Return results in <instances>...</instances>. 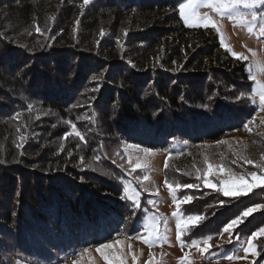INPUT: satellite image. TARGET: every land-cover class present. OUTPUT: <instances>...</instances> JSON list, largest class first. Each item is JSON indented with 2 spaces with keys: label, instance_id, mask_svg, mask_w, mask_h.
Masks as SVG:
<instances>
[{
  "label": "trees",
  "instance_id": "1",
  "mask_svg": "<svg viewBox=\"0 0 264 264\" xmlns=\"http://www.w3.org/2000/svg\"><path fill=\"white\" fill-rule=\"evenodd\" d=\"M183 1L0 0V264L134 239L146 195L139 208L122 199L123 142L166 151L163 174L175 186L201 158L196 147L257 121L247 62L222 49L214 29L185 27ZM72 125L84 140L66 136ZM254 143L264 156V134ZM223 148V165L256 164ZM197 185L176 189L180 201L194 197L183 216L203 217L187 241L220 235L264 205V187L225 197ZM261 228L264 209L231 236ZM254 244L263 260L264 237Z\"/></svg>",
  "mask_w": 264,
  "mask_h": 264
},
{
  "label": "rangeland",
  "instance_id": "2",
  "mask_svg": "<svg viewBox=\"0 0 264 264\" xmlns=\"http://www.w3.org/2000/svg\"><path fill=\"white\" fill-rule=\"evenodd\" d=\"M186 2L187 0H184L182 3ZM240 11L245 13L247 16V19L249 20L248 24H241L238 20L229 19L227 15L220 17L211 8L203 5L198 8V12L201 16L208 13L214 20L219 21L224 43L228 45L232 51L241 53L247 57V60L244 61L247 62L246 71L248 76V67L251 65L253 74L256 76L257 80L264 82V72H260L258 70L260 67H264V37L259 35L258 30L260 17H264V7L254 10L257 13V20L255 21H252L250 15H248L252 10L241 8ZM178 16L181 23L187 28H204L186 26L179 14V7ZM248 27H254L256 28V31L249 34L247 31ZM217 35L220 47L226 50L221 46V34L217 33ZM227 52L231 57H233L229 51ZM251 81L253 83V87L255 85V81ZM250 98L251 103L257 112V121L252 122L249 125L251 131H248V133L244 131H237L227 134L219 139V141H225L226 143H205L196 147L198 148L197 152L201 153V158L195 162L193 167H188V170H185V173H183L184 175H182L183 178H178L179 181L184 184L200 183L203 187L202 189L214 194L218 193L222 195V193L217 192L215 188L205 187L203 179H197L198 175L202 177L203 172L208 168V164H212L213 166L209 179L214 185H216V187H220L221 180H227L229 178L228 169H231L237 175H244L249 183L252 181L248 173L256 171L258 175L264 174L260 171V169L255 167V164H251V167L248 166L247 168H243L244 166L239 164L238 166L223 165V155L218 153L222 147H224L223 150H226L227 148L233 153L243 152L248 155H253L255 157L256 164L264 163V161H261V155L255 152L256 145L254 143L257 135L264 134V123H261V120L264 119V111H261L258 108V96H251ZM118 148L119 149L115 153V156L118 161L126 166L130 176V180H125L123 182L122 196L134 206L133 201L127 197H136L140 205L142 201V193L146 195L144 198L145 207L143 210H146V213L142 219L141 230L137 236L143 232V223L147 222L151 224L158 219L159 230L163 235H166L167 240L164 242H157L149 247L142 239H136L137 236L134 239H128L122 236L115 237L114 239L103 243H112V248L102 249L103 254L107 255L109 260L113 261V264H119V261L114 259L116 256L121 257L124 260V264H134L132 259L133 255L136 257L135 264H146V262L150 259H152V264H179L181 258L184 257L185 254H187V260L184 261V264H189V262L190 264H264V259H259L258 254H245L243 249L247 247V240L249 237H232V233L222 231L220 235L193 239L201 242L200 247L204 246L202 243L203 240H209L210 247L208 248V251L203 254L199 252L198 248L191 247L193 240H185V234L188 231L183 233L181 240L178 241L176 238V224L180 217H174L172 214L173 212L179 211L183 216V213L182 206H180V209L178 210L176 204L174 203V198L178 200L176 190L170 194L168 188L165 186L163 169L165 168V161L167 160V152L162 149H151V153L146 154L143 152L145 147L130 142H123ZM205 160H207V163H205ZM137 164H140L141 167L136 168L135 166ZM221 168H223V171H221ZM145 176L148 177L147 180L143 179ZM193 177L196 178L194 179ZM170 181L174 185L175 181L172 179ZM132 182L139 183L140 190L136 189ZM125 188L128 189L127 192H125ZM181 189L185 192L190 190L184 188ZM137 193L139 194L138 197ZM149 201H154L155 203H149ZM263 209L264 208H260L257 210L260 211ZM183 217L186 218L187 216ZM189 227L192 228L191 226ZM143 234L145 236L147 235L146 233ZM117 240L122 243L116 244L115 242ZM129 245H131V248H129ZM98 246L99 245L86 249H79L78 251L73 249L63 250L58 254H55L53 259L44 261L37 258L20 256L19 260H14L12 264H73L74 261H76L77 264H108V262L103 259L101 253L96 251ZM228 257H233V259H228ZM236 257H239V259Z\"/></svg>",
  "mask_w": 264,
  "mask_h": 264
},
{
  "label": "snow or ice",
  "instance_id": "3",
  "mask_svg": "<svg viewBox=\"0 0 264 264\" xmlns=\"http://www.w3.org/2000/svg\"><path fill=\"white\" fill-rule=\"evenodd\" d=\"M88 3H89V0H83V4L81 5V7L87 5ZM201 5L211 8L220 17H224L225 15H227L229 19L238 20L241 24H248L249 20L247 19V16L245 15V13H242L240 9L243 8L247 10H252L249 12L248 15H250L252 21H255L257 20V13L254 10L260 7H264V0H187L186 3H180L179 5V14L186 26L204 27V28L211 27L218 34H221V46L224 47L226 51H229L231 55L238 60L239 59L247 60L246 56H244L241 53H236L232 51L231 48L224 43L219 21L214 20L212 16H210L208 13H205L203 16L199 14L198 8ZM36 30L39 31V28H37ZM258 30H259V35L261 37H264V17H260V24L258 25ZM247 31L249 34H252L254 31H256V28L248 27ZM101 35H103V31H101ZM258 70L260 72H264V67H260ZM248 71H249V80L255 81V85L251 89V96L252 97L258 96L259 98L258 108L259 110L264 111V82L257 80L256 76L253 74L251 65H249ZM93 79H96V77H93ZM241 96L243 97L244 94L242 93ZM239 98L240 97H238V99ZM254 120H255V117H253V121ZM253 121H249L248 123H245L244 129L251 131V129L249 128V124L252 123ZM67 123H70V122H67ZM261 123H264V119L261 120ZM72 129H73V132L66 134V136L74 134L78 136L81 140H84V137L80 134L79 131L76 130L75 125H72ZM19 139L23 140L24 137L21 136L19 137ZM217 143L219 144V143H226V142L217 141ZM151 151H152L151 149H147V148L143 149V152L146 154L151 153ZM261 161H264V156H261ZM245 162L248 164H254V161L251 159H246ZM205 163H207V160H205ZM233 163H235V161H233ZM135 167L140 168L141 165L137 164ZM165 167L166 168L168 167L167 160L165 161ZM255 167L257 169H260V171L264 173V163L255 164ZM212 168H213L212 164H208V168L206 171L203 172L202 177L198 175L197 179H203V183L205 187L215 188L217 192L222 193V195L225 197H239V196L248 194L249 192H251L253 189L257 187H264V174L258 175L256 171H252L248 173L252 181L251 183H249L244 175H237L231 169H228L229 178L227 180H221L220 187H216V185H214L209 179V175L212 172ZM221 171H223V168H221ZM143 179L147 180L148 177L145 176ZM165 186L168 188L170 194L173 193L176 189H180V188L195 189L198 187L197 184H192V183H185V184L176 183L175 186H173V184L170 183L167 179H165ZM127 191L128 189L125 188V192ZM138 195L139 194L137 193V197ZM123 198L124 197H122V199ZM127 198L133 201V204L135 207L140 206L138 199L136 197L129 196ZM193 199L194 197L192 196H185L182 201L174 198V203L176 204V207L179 210L182 203L191 202ZM149 203L154 204L155 202L149 201ZM260 208H264V205L257 204L255 208H248L244 213H242L241 216L236 217L235 219L231 220L227 225H225L223 231L231 233L232 230L236 226H238L240 223L243 222L244 218H246L252 212ZM172 215L174 217H180L177 220V224H176V227H177L176 238L178 241L181 240L183 233L190 230L189 226L191 227L198 226L201 220L203 219V217L199 215L187 216L186 218H184L179 211L173 212ZM158 224H159L158 219L152 222L151 224L147 222L143 223L142 224L143 232L139 234L136 237V239H142L143 242L147 244L149 247H151L153 244H156L157 242L166 241L167 237L166 235H163L160 232ZM182 225H183V228H182ZM143 233H146L147 235L145 236ZM259 237H264V228L259 229L257 232H253L252 236L248 238L247 247L243 249L246 255L249 253H251L252 255L258 254L256 251L254 240ZM115 243L120 244L122 242L117 240ZM200 243L201 242L199 241L193 240L191 243V247L198 248L199 252L203 254L207 252L208 248L210 247L209 240L208 239L203 240L202 242L204 245L203 247H200ZM112 247H113L112 243H106V244H101L96 248V251L101 253V255L103 256V259L107 261L108 264H113V261L109 260V257L103 254L102 249H109ZM129 248H131V245H129ZM236 258L239 259V257H236ZM114 259L118 260L119 264H124V260L121 257L116 256L114 257ZM132 259L135 264V260H136L135 255L132 256ZM228 259H233V257H228ZM185 260H187V254H185V256L181 258L179 264H184ZM73 264H77V262L74 261ZM146 264H152V259L147 261Z\"/></svg>",
  "mask_w": 264,
  "mask_h": 264
}]
</instances>
